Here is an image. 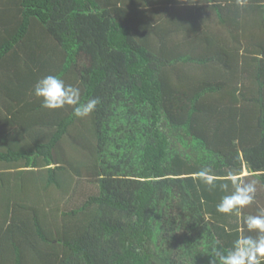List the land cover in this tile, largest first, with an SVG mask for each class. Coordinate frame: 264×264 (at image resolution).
Segmentation results:
<instances>
[{
    "label": "trees",
    "instance_id": "obj_1",
    "mask_svg": "<svg viewBox=\"0 0 264 264\" xmlns=\"http://www.w3.org/2000/svg\"><path fill=\"white\" fill-rule=\"evenodd\" d=\"M262 205L264 0H0V264H238Z\"/></svg>",
    "mask_w": 264,
    "mask_h": 264
},
{
    "label": "crops",
    "instance_id": "obj_2",
    "mask_svg": "<svg viewBox=\"0 0 264 264\" xmlns=\"http://www.w3.org/2000/svg\"><path fill=\"white\" fill-rule=\"evenodd\" d=\"M261 207V206H260ZM264 212V206L262 205L261 210ZM263 212H260L255 216H246L243 213H240L239 215V223L241 225V234H243V231L247 232L248 227H251L252 233H246V238L248 243L252 240L251 244H245V239H241L240 247L236 248V253L228 258V261L231 262L232 259L238 261V264H264V214ZM251 217V218H250ZM246 218V223H244V220ZM258 219L260 223H256L257 225H251L249 224V221ZM250 226H247V225ZM258 225H261V231H258ZM260 229V228H259ZM254 235H259L256 238L251 237ZM242 238V236H241Z\"/></svg>",
    "mask_w": 264,
    "mask_h": 264
},
{
    "label": "rangeland",
    "instance_id": "obj_3",
    "mask_svg": "<svg viewBox=\"0 0 264 264\" xmlns=\"http://www.w3.org/2000/svg\"><path fill=\"white\" fill-rule=\"evenodd\" d=\"M248 171L245 169L244 175H247ZM80 191L83 192L82 196H86V194L88 192H92L95 191L94 188H92L90 186L89 183H87L86 181L83 182V186L82 184H80ZM85 192V194H84ZM74 196V195H73ZM69 197L63 204V209H69V208H73L76 205H81L84 202V199L82 197H80V195L78 194L76 197Z\"/></svg>",
    "mask_w": 264,
    "mask_h": 264
}]
</instances>
